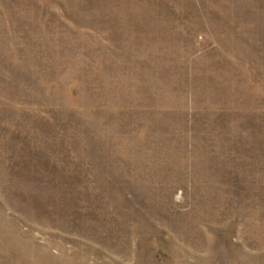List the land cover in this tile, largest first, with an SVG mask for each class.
Wrapping results in <instances>:
<instances>
[{
	"label": "rangeland",
	"instance_id": "374dc122",
	"mask_svg": "<svg viewBox=\"0 0 264 264\" xmlns=\"http://www.w3.org/2000/svg\"><path fill=\"white\" fill-rule=\"evenodd\" d=\"M0 264H264V0H0Z\"/></svg>",
	"mask_w": 264,
	"mask_h": 264
}]
</instances>
